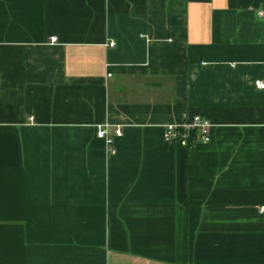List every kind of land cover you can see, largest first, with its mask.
I'll use <instances>...</instances> for the list:
<instances>
[{
  "label": "crops",
  "instance_id": "1",
  "mask_svg": "<svg viewBox=\"0 0 264 264\" xmlns=\"http://www.w3.org/2000/svg\"><path fill=\"white\" fill-rule=\"evenodd\" d=\"M256 80L264 0H0V264H264Z\"/></svg>",
  "mask_w": 264,
  "mask_h": 264
},
{
  "label": "built area",
  "instance_id": "2",
  "mask_svg": "<svg viewBox=\"0 0 264 264\" xmlns=\"http://www.w3.org/2000/svg\"><path fill=\"white\" fill-rule=\"evenodd\" d=\"M55 41L56 37H52L51 42ZM110 45L113 46L114 43H110ZM255 86L264 90V82L261 80H256ZM108 127L107 124L98 125L97 136L106 140L110 153L114 154L115 149L112 147L113 137L109 134ZM211 128L212 124L207 119L196 115L183 124H168L165 127L164 137L166 140L177 142L184 147H193L198 142L207 144L211 141ZM114 134L118 137L122 135V132L119 128H116ZM260 211L264 213V206L260 208Z\"/></svg>",
  "mask_w": 264,
  "mask_h": 264
}]
</instances>
